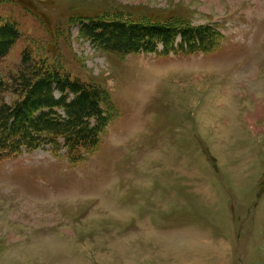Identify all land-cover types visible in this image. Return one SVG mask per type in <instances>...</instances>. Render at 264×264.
Wrapping results in <instances>:
<instances>
[{
  "label": "rangeland",
  "instance_id": "1",
  "mask_svg": "<svg viewBox=\"0 0 264 264\" xmlns=\"http://www.w3.org/2000/svg\"><path fill=\"white\" fill-rule=\"evenodd\" d=\"M94 18L223 40L118 53L86 34ZM5 23L8 83L28 57L98 89L108 123L96 146L0 149V264H264V0H0Z\"/></svg>",
  "mask_w": 264,
  "mask_h": 264
},
{
  "label": "trees",
  "instance_id": "2",
  "mask_svg": "<svg viewBox=\"0 0 264 264\" xmlns=\"http://www.w3.org/2000/svg\"><path fill=\"white\" fill-rule=\"evenodd\" d=\"M84 31L95 41L118 52H152L159 44L170 50L184 53L210 52L219 47L223 37L214 28L191 26L156 18L148 23L90 19L83 23ZM11 23L0 26V59L15 42L16 33ZM183 44L177 49V39ZM28 57L18 77H10L8 83L0 72V149H19L22 145L33 146L36 141L62 138L70 149L80 146H96L102 128L108 118L101 107L102 93L69 75L46 70L38 73ZM55 86V87H54ZM16 99L7 103L6 93L14 89ZM59 91L61 97L54 95ZM72 96V97H71ZM69 101V102H68ZM57 108L63 109L62 118ZM61 119V120H60ZM96 119V124L92 120ZM58 140V139H57Z\"/></svg>",
  "mask_w": 264,
  "mask_h": 264
},
{
  "label": "bare ground",
  "instance_id": "3",
  "mask_svg": "<svg viewBox=\"0 0 264 264\" xmlns=\"http://www.w3.org/2000/svg\"><path fill=\"white\" fill-rule=\"evenodd\" d=\"M154 72V71H153ZM152 73V72H151ZM151 73H150V75H151ZM155 74V73H154ZM154 74L152 73V76H154Z\"/></svg>",
  "mask_w": 264,
  "mask_h": 264
}]
</instances>
